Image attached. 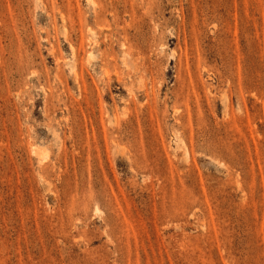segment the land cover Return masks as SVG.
<instances>
[{
    "label": "rangeland",
    "instance_id": "obj_1",
    "mask_svg": "<svg viewBox=\"0 0 264 264\" xmlns=\"http://www.w3.org/2000/svg\"><path fill=\"white\" fill-rule=\"evenodd\" d=\"M0 264H264V0H0Z\"/></svg>",
    "mask_w": 264,
    "mask_h": 264
},
{
    "label": "bare ground",
    "instance_id": "obj_2",
    "mask_svg": "<svg viewBox=\"0 0 264 264\" xmlns=\"http://www.w3.org/2000/svg\"><path fill=\"white\" fill-rule=\"evenodd\" d=\"M89 34V33H88Z\"/></svg>",
    "mask_w": 264,
    "mask_h": 264
}]
</instances>
